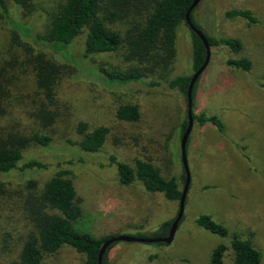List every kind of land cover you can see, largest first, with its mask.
Masks as SVG:
<instances>
[{"label": "rangeland", "instance_id": "374dc122", "mask_svg": "<svg viewBox=\"0 0 264 264\" xmlns=\"http://www.w3.org/2000/svg\"><path fill=\"white\" fill-rule=\"evenodd\" d=\"M61 0H34L27 6L8 1L12 18L42 32ZM142 8V4L138 5ZM244 8L257 17L255 24L240 17L228 18V8ZM193 21L212 36L237 38L239 52L223 45L209 47V61L199 76L192 111L216 115L224 124L221 132L210 122L193 125L186 143L190 182L182 220L170 243L117 241L108 251V264H210L211 250L229 244L233 235L248 239L260 251L264 264V0H201ZM124 29L126 23L112 25ZM86 29L77 35L66 56L47 48H36L21 38L0 15V84L5 90L0 112V137L8 133H38L50 137L48 145L31 144L23 150L18 167L4 178L7 191L0 198V264H15L26 236L32 230L29 206L33 200L27 181L37 187L58 170L72 177L80 198L81 215L75 229L95 237L106 235L150 238L165 220L178 212V200H167L160 192L147 191L139 181L121 184L109 160L134 166L136 159L149 160L162 177H177L182 190L184 172L180 140L187 116L186 99L161 80L126 85L106 84L98 75L101 66L126 69L124 47L82 57ZM43 53L60 69L52 99L37 86L32 56ZM247 57L252 65L244 71L227 65L228 58ZM191 31L184 23L176 30L175 55L167 78L192 74ZM141 103L143 116L137 121L116 117L123 103ZM53 114L47 125L42 111ZM98 126L109 132L95 152L81 149L83 133ZM34 159L43 168L22 169ZM208 214L224 225L221 237L195 223ZM161 237V236H160ZM85 255L63 244L43 256L42 264H83ZM223 264H233L226 255Z\"/></svg>", "mask_w": 264, "mask_h": 264}, {"label": "trees", "instance_id": "16d2710c", "mask_svg": "<svg viewBox=\"0 0 264 264\" xmlns=\"http://www.w3.org/2000/svg\"><path fill=\"white\" fill-rule=\"evenodd\" d=\"M8 1L15 5L27 6L34 0H0V15L8 21L17 35L23 38L18 44L28 41L36 48H47L66 56L74 38L86 29L83 58L94 53L115 51L123 46L124 59L131 65L126 69L99 67L98 75L106 84L126 85L154 77L148 81L149 86H158L161 80H164L168 87L176 88L186 99L191 76L205 60L206 49L201 38L185 22V13L193 0H61L42 32L16 22L11 16ZM139 4H142V8L138 7ZM194 9L190 13L191 20L203 32L209 47L223 45L232 52L242 49V43L237 38L206 34L193 21ZM224 14L228 18H243L250 24L258 22V17L244 8L231 7L225 10ZM116 22H125L126 26L124 29L113 27ZM180 23L187 25L191 31L193 73L167 78L175 55L176 30ZM35 54L32 56V63L36 84L47 98L52 99L60 69L43 53ZM226 63L244 71L250 70L252 65L247 57L228 58ZM197 80L192 89V99ZM259 85L264 88V79L259 81ZM4 94L5 90L0 84V112L3 110L1 103L5 99ZM143 109L141 103H123L116 108L115 114L121 120L137 121L143 116ZM192 115L198 122L212 123L221 132L225 129L216 115ZM40 116L47 125L53 120V114L45 110ZM186 126L187 116L182 124V134ZM85 129L86 124L80 122L78 131L83 133V137L79 146L86 152L99 150L109 128L98 126L89 132H85ZM49 142V136L38 133H8L0 137V198L7 191L4 178L18 167L23 150L31 144L46 146ZM109 160L115 165L117 179L121 184L129 185L139 181L147 191L160 192L167 200L179 201L182 190L177 177H162L149 160L136 159L134 166L118 161L114 156H110ZM33 168L41 169L43 164L30 159L22 166V169ZM182 181L185 182L184 172ZM27 187L31 190L33 198L29 206L32 230L26 236L19 252V261L15 264H42L46 253L55 252L63 244L83 253V264H98L100 248L103 242L112 236L95 237L74 228L72 222L81 215V206L70 173L66 170L56 171L39 190L36 189L35 180L30 179L27 181ZM174 219L175 217L162 222L152 236H166ZM195 223L221 237L227 234L226 227L208 214H200ZM115 243L106 248L101 264H108L107 254ZM228 253L232 255L233 264H263L260 251L248 239H242L238 235H233L228 245L219 243L211 250L210 264H223Z\"/></svg>", "mask_w": 264, "mask_h": 264}, {"label": "water", "instance_id": "95a60500", "mask_svg": "<svg viewBox=\"0 0 264 264\" xmlns=\"http://www.w3.org/2000/svg\"><path fill=\"white\" fill-rule=\"evenodd\" d=\"M201 0H193L191 5L189 6L188 10L185 13V22L189 26V28L195 32L202 40L205 49H206V56L203 64L192 74L190 82L188 84L187 88V93H186V106H187V126L181 136L180 140V149H181V159H182V165L185 173V182L184 186L181 192V196L179 199V204H178V212L175 216V219L173 220L169 231L166 236H161V237H150V238H139V237H133V236H116V237H111L107 240H105L100 248L99 256H98V264H101L102 256L106 250V248L113 242L117 241H139V242H163V243H170L173 240L175 231L177 229L178 223L180 219L182 218L183 211H184V205H185V199H186V192L189 186L190 182V172L187 164V157H186V143L187 139L189 137V134L192 129L193 125V111H192V104H193V99H192V89L193 86L196 82V80L199 78L205 67L207 66V63L209 61V44L207 42V39L203 32L197 28L190 17V13L197 6V4Z\"/></svg>", "mask_w": 264, "mask_h": 264}]
</instances>
